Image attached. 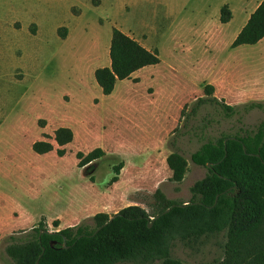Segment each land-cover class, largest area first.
<instances>
[{"label":"rangeland","instance_id":"374dc122","mask_svg":"<svg viewBox=\"0 0 264 264\" xmlns=\"http://www.w3.org/2000/svg\"><path fill=\"white\" fill-rule=\"evenodd\" d=\"M256 2L0 0V264H7L9 236L22 237L40 220L49 231L93 228L97 212L110 216L137 204L154 214L161 200L190 199L191 185L206 174L191 152L264 119L261 109H243L264 103V38L231 47ZM225 3L231 18L220 23ZM113 27L156 51L159 61L116 80L105 95L94 70L109 66ZM211 96L235 112L197 103ZM62 126L73 137L59 146L54 131ZM35 141L52 149L36 153ZM95 147L104 154L78 167L76 153ZM172 151L186 159L179 182L165 161ZM224 241L220 233L191 250L177 242L172 255L209 264L222 257Z\"/></svg>","mask_w":264,"mask_h":264},{"label":"trees","instance_id":"16d2710c","mask_svg":"<svg viewBox=\"0 0 264 264\" xmlns=\"http://www.w3.org/2000/svg\"><path fill=\"white\" fill-rule=\"evenodd\" d=\"M230 18L225 3L219 9V22L226 23ZM263 36L261 0L231 41V47L255 44ZM108 54L109 66L94 70V78L105 95L111 93L116 80L129 79L135 70L159 61L156 51L114 27ZM206 89L211 91L212 86L207 85ZM197 103L218 105L227 116L235 112L234 107L214 96ZM253 108L264 111V103L249 102L243 106L245 111ZM72 137L68 127L54 131L59 146ZM32 149L45 153L52 145L35 141ZM63 152L57 149L58 155ZM103 154L101 147L85 154L78 151L77 166H85ZM190 159L204 166L206 174L191 185L189 200H161L154 214L137 204L126 205L109 221L106 212H97L93 215V228L73 225L49 231L40 220L22 237L9 236L4 248L7 264H186L172 255L177 242L191 250L202 245L204 238L220 233L225 238L223 255L209 264H264V119L252 129L243 130V134L222 133L203 142L191 152ZM165 161L171 179L181 181L186 159L172 151ZM121 166V161L112 166L110 182L117 180ZM52 224L56 227L57 219Z\"/></svg>","mask_w":264,"mask_h":264},{"label":"crops","instance_id":"0c3cea01","mask_svg":"<svg viewBox=\"0 0 264 264\" xmlns=\"http://www.w3.org/2000/svg\"><path fill=\"white\" fill-rule=\"evenodd\" d=\"M261 0H257V2L255 3V5L253 6V8H251V10L247 13V15H246V18L244 19V22L242 23V25L240 26V28L244 25V23L246 22V20H247V18H248V16H249V14L255 9V7L258 5V3L260 2ZM240 28L237 30V32L240 30ZM237 34V33H236ZM262 38H264V36L262 37ZM261 38V39H262ZM138 41V40H137ZM139 42V41H138ZM140 43V42H139ZM141 44V43H140ZM144 67V66H143ZM142 68V67H141ZM140 69V68H139ZM139 69H137V70H139ZM137 70H135L134 72H132L131 73V75H130V77H129V79L130 78H133V77H137L136 76V74H137ZM226 84H227V81H226ZM116 211H114L113 213H115Z\"/></svg>","mask_w":264,"mask_h":264},{"label":"water","instance_id":"95a60500","mask_svg":"<svg viewBox=\"0 0 264 264\" xmlns=\"http://www.w3.org/2000/svg\"><path fill=\"white\" fill-rule=\"evenodd\" d=\"M243 149H244V147H243ZM209 165H210V164L207 163V166H209ZM168 209H169V208H167L165 211H167ZM113 216H114V214H113V215H110L108 221L111 220V219L113 218ZM148 226H151V222L148 223ZM98 228H99V227H98ZM98 228H97V229H98ZM64 247H66V246L64 245ZM42 250H43V248H42ZM35 264H36V263H35Z\"/></svg>","mask_w":264,"mask_h":264}]
</instances>
